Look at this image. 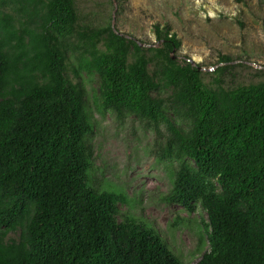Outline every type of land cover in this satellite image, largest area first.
<instances>
[{
  "label": "trees",
  "instance_id": "16d2710c",
  "mask_svg": "<svg viewBox=\"0 0 264 264\" xmlns=\"http://www.w3.org/2000/svg\"><path fill=\"white\" fill-rule=\"evenodd\" d=\"M77 1L0 0V264H184L154 230L118 222L123 193L94 185L85 90L66 77L77 38L102 110L161 137L173 167L165 201L207 214L197 264H264V82L225 89L232 60L221 57L205 84L172 56L180 42L168 28H154L159 48L82 31Z\"/></svg>",
  "mask_w": 264,
  "mask_h": 264
},
{
  "label": "rangeland",
  "instance_id": "374dc122",
  "mask_svg": "<svg viewBox=\"0 0 264 264\" xmlns=\"http://www.w3.org/2000/svg\"><path fill=\"white\" fill-rule=\"evenodd\" d=\"M77 7L80 30L110 29L145 48L160 46L155 26L168 28L180 42L172 56L199 67L205 84L215 85V72L224 67L221 57L232 60L220 77L225 89L264 82V0H78ZM6 13L16 18L14 11ZM69 45L66 77L84 88L93 123L94 185L125 195L118 222L133 217L154 230L184 264H197L209 252L207 214L199 206L188 214L165 201L173 167L160 158L161 137L132 116L118 120L103 111L100 80L87 67L84 42L77 38ZM98 49H104L102 41Z\"/></svg>",
  "mask_w": 264,
  "mask_h": 264
}]
</instances>
